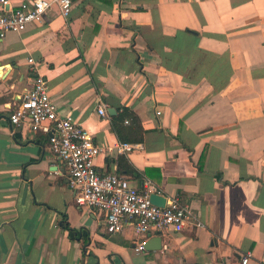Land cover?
<instances>
[{"label": "crops", "instance_id": "crops-1", "mask_svg": "<svg viewBox=\"0 0 264 264\" xmlns=\"http://www.w3.org/2000/svg\"><path fill=\"white\" fill-rule=\"evenodd\" d=\"M71 1L69 21L52 7L0 43V264H264V0ZM28 58L59 114L112 149L100 173L179 196L202 226L137 252L130 227L108 234L77 206L49 135L9 123ZM124 113L142 140L128 116L122 137L142 149L119 154Z\"/></svg>", "mask_w": 264, "mask_h": 264}, {"label": "built area", "instance_id": "built-area-1", "mask_svg": "<svg viewBox=\"0 0 264 264\" xmlns=\"http://www.w3.org/2000/svg\"><path fill=\"white\" fill-rule=\"evenodd\" d=\"M56 7L59 15L69 21L71 0H0V43L7 33L22 32L31 23H41L43 16ZM33 73L31 85L20 97L19 104L9 114L11 128L27 123L32 131L42 130L49 135V149L60 160L68 175V186L74 193L75 204L98 211L104 216L108 234L120 233L130 227L134 233V249L145 251L152 234L161 236L169 231L181 232L202 224L189 205L175 195L165 199L163 207L150 202V195L161 196L149 181L143 180L142 189L130 184L115 172L100 173L95 160L106 155L111 148L95 144L90 134L69 115L61 116L48 94L47 82L39 74L32 58L27 60ZM98 114L106 116L104 104L97 107ZM159 114V112H157ZM119 154L142 149L138 143L119 142L114 147ZM248 257L241 262L246 264Z\"/></svg>", "mask_w": 264, "mask_h": 264}, {"label": "trees", "instance_id": "trees-1", "mask_svg": "<svg viewBox=\"0 0 264 264\" xmlns=\"http://www.w3.org/2000/svg\"><path fill=\"white\" fill-rule=\"evenodd\" d=\"M126 116L130 117L129 118L130 119L129 122L132 125V131H133L132 133H134L136 135L135 139L134 140H130V141H138V142L141 141L142 140V135H141L142 128H141L139 119L132 113L131 114L124 113L122 115H119V116L113 118V128H114L115 133L120 138L121 142L129 141V140L124 139L122 137L123 132L117 126V124L121 120H123V118L126 117Z\"/></svg>", "mask_w": 264, "mask_h": 264}, {"label": "water", "instance_id": "water-1", "mask_svg": "<svg viewBox=\"0 0 264 264\" xmlns=\"http://www.w3.org/2000/svg\"><path fill=\"white\" fill-rule=\"evenodd\" d=\"M149 199H150V202L152 204L156 205V206H159V207H163L164 206L165 199L163 197L159 196V195L152 194V195H150ZM157 239H158V243H159L158 247H155V248L150 247V242H147L146 246H145V249L152 250V249L160 248V238L157 237Z\"/></svg>", "mask_w": 264, "mask_h": 264}]
</instances>
